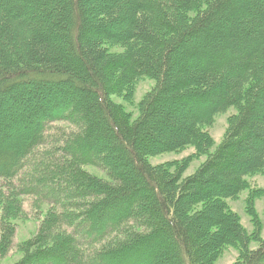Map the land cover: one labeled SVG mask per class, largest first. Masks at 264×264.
Wrapping results in <instances>:
<instances>
[{
	"label": "trees",
	"instance_id": "obj_1",
	"mask_svg": "<svg viewBox=\"0 0 264 264\" xmlns=\"http://www.w3.org/2000/svg\"><path fill=\"white\" fill-rule=\"evenodd\" d=\"M255 176L264 0H0V258L31 220L13 264H214L226 247L264 264ZM248 188L251 233L227 202Z\"/></svg>",
	"mask_w": 264,
	"mask_h": 264
},
{
	"label": "rangeland",
	"instance_id": "obj_2",
	"mask_svg": "<svg viewBox=\"0 0 264 264\" xmlns=\"http://www.w3.org/2000/svg\"><path fill=\"white\" fill-rule=\"evenodd\" d=\"M152 82L147 80V79H142L140 80L135 88V93L133 97V104L132 105H125L127 111H130L133 113V115L136 114V110L134 106H136L142 98L150 91L152 88ZM115 102L121 103V100L118 98L114 97ZM232 111H229L223 115H218L214 118V121L212 125L209 128V134L213 138V141L215 145H217L220 140L223 137L224 130L226 128V118L229 116V114ZM193 154V149L191 148H185L183 151L178 152V153H166L162 154L156 157H150L149 158V163L152 166L160 165L163 163L171 162V161H182L185 158H189L190 155ZM204 158H201L199 160L195 159H190L189 160V166L186 168L183 177H188L192 175L196 169V167L199 165L200 162L203 161ZM91 174H95L98 177L104 178L105 176L99 172H96L94 169L87 168L85 169ZM250 188L258 190L262 189L264 190V178L261 176H255L253 178H249L248 181ZM252 191L251 189H246L243 190L240 194L239 197L236 201H231L227 200L231 210H233L235 213H237L240 217V222L242 226L246 229L247 233H251L253 228L250 223V218L246 215L245 213V202L246 199H248V195L251 194ZM255 213L258 217V221L261 224V229H260V238L264 239V196L261 197L260 199H257L255 202ZM26 206L24 205V209ZM15 234L14 238L12 241V246L10 250L7 251V253L0 258V264H13L16 262L20 255H18L17 252V246L20 243H23L30 239L32 235L36 231V222H33L31 220H21V221H16L15 222ZM257 245L255 243H250L249 248L254 250L256 249ZM237 251L236 249L232 247H226L222 250V253L220 257L217 259V261L214 264H233L237 258Z\"/></svg>",
	"mask_w": 264,
	"mask_h": 264
}]
</instances>
